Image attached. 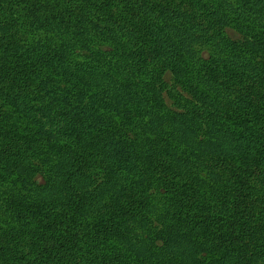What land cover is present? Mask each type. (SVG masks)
I'll list each match as a JSON object with an SVG mask.
<instances>
[{
  "label": "trees",
  "instance_id": "obj_1",
  "mask_svg": "<svg viewBox=\"0 0 264 264\" xmlns=\"http://www.w3.org/2000/svg\"><path fill=\"white\" fill-rule=\"evenodd\" d=\"M0 264H264V0H0Z\"/></svg>",
  "mask_w": 264,
  "mask_h": 264
},
{
  "label": "rangeland",
  "instance_id": "obj_2",
  "mask_svg": "<svg viewBox=\"0 0 264 264\" xmlns=\"http://www.w3.org/2000/svg\"><path fill=\"white\" fill-rule=\"evenodd\" d=\"M226 32H227L228 35L231 36V37H235V36H236V35L233 33V31L230 30V29H227Z\"/></svg>",
  "mask_w": 264,
  "mask_h": 264
}]
</instances>
